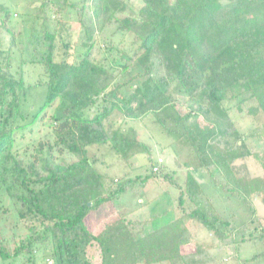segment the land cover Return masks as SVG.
I'll return each instance as SVG.
<instances>
[{
	"label": "trees",
	"instance_id": "obj_1",
	"mask_svg": "<svg viewBox=\"0 0 264 264\" xmlns=\"http://www.w3.org/2000/svg\"><path fill=\"white\" fill-rule=\"evenodd\" d=\"M138 1L36 0L19 29L7 26L12 11L0 2V219L9 196L25 230L11 244L0 230V261L38 264L40 250L54 264H210L228 247L240 264H264L263 224L257 235H240L209 204L197 177L257 218L250 200L257 194L264 203V120L262 130L244 134L231 111L264 116V0ZM73 15L78 28L71 44L63 22ZM11 42L19 45V67L43 66L38 82L11 72ZM40 85L45 92L34 104L27 95ZM162 113L173 116V128ZM113 114L133 120L153 114L173 134L191 155L183 185L173 171H153L157 162L148 175L125 172L119 179L97 169L91 152L102 146L128 163L139 153L152 160L151 147L132 128L113 127ZM39 125L47 127L42 134ZM55 153L76 160L56 162ZM248 157L259 174L242 162ZM150 177L177 188L180 213L172 221L153 226L125 210L98 231L91 227L94 212L103 214L107 203L139 191ZM185 199L191 206L184 207ZM199 230L215 242L197 240ZM244 242L262 248L242 258ZM90 247L96 256L88 255Z\"/></svg>",
	"mask_w": 264,
	"mask_h": 264
},
{
	"label": "rangeland",
	"instance_id": "obj_2",
	"mask_svg": "<svg viewBox=\"0 0 264 264\" xmlns=\"http://www.w3.org/2000/svg\"><path fill=\"white\" fill-rule=\"evenodd\" d=\"M1 3L10 7L12 11V16L7 21V26L13 27L16 26L18 29L23 27L26 24L27 20L23 18L22 13L27 9H33L36 6V0H0ZM135 5L139 4L138 0H133ZM71 21L64 20V24L68 23V28L72 31L71 44L75 42V34L78 28L77 23H75V15L71 17ZM101 22V21H100ZM100 24H98V27ZM64 29V27H63ZM23 30V29H22ZM3 33V32H2ZM26 31L24 33V37L26 35ZM66 34V33H65ZM108 34V33H107ZM22 32L18 36V40L20 43L24 44V40L22 39ZM100 37L98 39L99 43ZM120 40V36L116 35L113 37L114 42H118ZM11 72L16 76H21L25 83L34 84L38 82L40 78L44 76L43 66L40 64H24L21 67L18 65V56H19V45L16 42H11ZM59 52H63L62 47H58ZM45 92V87L43 86H35L32 87L28 92V99L36 104L41 102L43 95ZM140 90L137 89L136 93H139ZM133 96L127 97L130 100ZM253 102H249L247 105H251ZM183 111V110H182ZM49 113V112H48ZM88 114H91L89 111ZM161 117L165 118V124L173 128V119L169 113L160 114ZM168 115V116H167ZM171 116V119L169 118ZM231 116L233 120L236 122V125L241 133H251V132H259L262 130V123L264 120V116L262 114H258L256 116L250 115L247 112H238L235 109L231 111ZM113 120V127H120L121 129L132 128L137 139L147 145H149L152 149V160L151 162L147 161L146 155L144 153H139L129 159V163L122 160L118 155H116L108 146H102L99 150L92 149L93 154H95L98 158L95 164L97 169L109 175L112 178L119 179L121 176L128 174L129 177L137 176V175H148L150 173V164L158 163V159H162V164L160 166V171L158 175L162 173L174 172L175 180L183 185L185 174L187 167H185L184 161L190 160L191 155L189 156L188 151L180 148L176 142L173 134L164 132L160 129V127L154 121V115L150 114L147 117L142 119H123L119 114H113L111 116ZM45 122V121H44ZM201 125H205V122L200 119ZM42 128L41 134L46 131L47 127L45 125H39ZM247 143H252V140H247ZM251 145V144H250ZM24 154V152H23ZM55 161H66L71 162L76 160V157L69 153H64L63 155H57L55 153ZM27 157V154L25 155ZM64 159V160H63ZM247 169L252 174H259L260 169L256 162L248 157L242 161ZM198 179L200 180L201 187L205 193L206 199H208L209 204L215 210V212L222 216L223 218L229 219L232 223V226L236 227L237 231H239L240 235H244V237H248L249 234L257 235L258 229L261 227L260 224L264 226V203L255 194L254 197L251 198V203L255 209L256 216H253L251 212L244 207V205L234 196L227 195L224 192L213 187L203 176L202 174H197ZM177 196L178 190L174 187L167 179L163 178H152L148 179L146 184L142 186L139 191L128 190L122 196V199L116 203H107V209L103 214L94 212L90 219V225L95 230L98 231L101 225L109 221L117 216V212H124L127 217L132 219H137L139 221L147 220L153 226H160L164 223H168L172 221L176 215L180 213L177 208ZM11 198L9 196L3 197L4 206L7 208V213L3 214L0 219V230L4 236L10 238L14 235H21L25 232L23 224H21L16 217L15 208L11 203ZM191 206L190 202L185 199L184 207L187 208ZM99 213V214H98ZM107 216L108 219L104 220L103 216ZM104 220V221H103ZM103 221V222H102ZM257 228V229H256ZM207 236V237H205ZM238 237V235H237ZM17 239V237H13ZM207 238L210 242H215V239L210 235L205 233L203 230H199L196 235V239L199 241ZM12 239L10 238L9 243L11 244ZM193 245H186L184 250H191ZM241 250L239 252L240 257H250L256 251L260 250L262 247L259 245H253L249 242L240 243ZM227 255L225 256H215L213 262L210 264H240V262L235 259L233 255L235 252L230 250V248H225ZM88 255L96 256L95 248L90 247L88 250ZM214 252V250H213ZM233 256V257H232ZM48 251H37L36 259L38 264H54L52 259L49 257ZM0 264H12L8 262L0 261ZM13 264H24L21 259H17Z\"/></svg>",
	"mask_w": 264,
	"mask_h": 264
},
{
	"label": "built area",
	"instance_id": "obj_3",
	"mask_svg": "<svg viewBox=\"0 0 264 264\" xmlns=\"http://www.w3.org/2000/svg\"><path fill=\"white\" fill-rule=\"evenodd\" d=\"M162 162H163L162 159H158V163L153 166V171H158L160 169Z\"/></svg>",
	"mask_w": 264,
	"mask_h": 264
}]
</instances>
